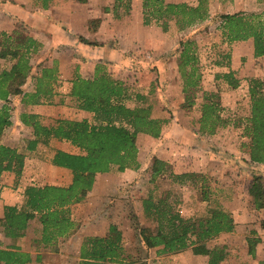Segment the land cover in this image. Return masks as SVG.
I'll use <instances>...</instances> for the list:
<instances>
[{"label":"trees","instance_id":"16d2710c","mask_svg":"<svg viewBox=\"0 0 264 264\" xmlns=\"http://www.w3.org/2000/svg\"><path fill=\"white\" fill-rule=\"evenodd\" d=\"M34 2L45 9L51 0ZM120 4L121 0H114V13ZM122 5L124 13H127L129 5ZM263 15L264 11L221 13L217 28L221 31L222 41L231 43L251 39L253 57L264 56ZM208 17V0H195V4L186 1L141 0L142 25L153 23L162 31L168 30L170 19H173L178 30H183L202 23ZM99 22V17L89 19L88 29L95 30ZM77 37L82 43L101 45L100 42L87 40L79 33ZM0 46L4 47L5 56L12 61L9 68L0 70L1 136L3 130L12 123L9 97L20 95L23 105L51 104L58 85V71L55 66L39 67L32 75L33 89L23 91L22 85L32 68L30 54L38 51L42 43L27 34L18 37L17 31H14L13 34L0 33ZM176 53L175 67L180 78L183 106L192 107L198 93L201 94L198 133L212 135L228 124L239 127L241 135L248 141L246 155L249 161H244L264 164V81L251 74L237 76L236 71L230 68L229 53L214 62L218 67L213 74L214 84L220 83L225 89L233 90L243 81L246 83L248 112L231 121L221 115V91L203 85L196 42L190 38H180ZM128 73L129 70H126L120 77H114L102 63H97L93 72L86 76L80 75L76 67L73 69L71 78L67 80L68 98L60 100L59 104L68 106L73 101L76 108L91 116L92 121L87 117L68 118L56 114L42 118L34 112L19 113L20 122L30 131L25 136V145L20 148L0 142V178L4 171L12 172L18 178L25 158L31 156L39 146L49 147L52 139L68 142L79 152L51 146V154L45 163L47 169L70 173L69 181L65 184L58 181L40 184L37 182L39 179H33L23 187L21 204L3 205L0 227L3 236L10 242L0 245V264H28L32 261L30 253L23 250L16 241L28 233L33 219L38 222L36 232L39 234L32 239L35 247L51 246L59 237L71 234L74 221L70 217L69 207L81 202L86 193L93 190L96 175L113 169L119 172L127 168L137 169V134L142 133L149 139L160 136L167 120L152 115L151 103L142 90L134 88L136 86L131 83ZM152 81L150 79L143 85V91ZM148 167L149 181L161 175H166L178 186H193L196 181V171L175 172L164 159L156 156ZM247 191L253 207L263 208L264 183L259 176H253ZM199 199L208 200L202 193ZM193 201L194 198L189 199V203ZM179 203L180 199L171 197L169 191L157 196L148 192L140 198V211L153 224V228L137 227L134 243L139 246L138 250L129 252L121 230L110 223L104 234L85 235L82 238L74 250L78 256L74 264H148L146 256H141L147 250L156 248V253H166L179 252L188 247L194 254L207 255V264H219L225 257L224 246L214 245L209 248L206 242L221 232L233 230L231 213L215 205L209 207L206 214L183 216L181 211L187 206L183 204L181 209ZM255 242L251 238L247 239L250 255L254 252ZM40 258L41 253L38 252L34 261Z\"/></svg>","mask_w":264,"mask_h":264},{"label":"rangeland","instance_id":"374dc122","mask_svg":"<svg viewBox=\"0 0 264 264\" xmlns=\"http://www.w3.org/2000/svg\"><path fill=\"white\" fill-rule=\"evenodd\" d=\"M67 2L68 7L74 10L77 23H81L88 14H98L99 8L103 11L102 0H86L83 4ZM129 2L130 0H121L117 11L113 13L118 37L124 33L119 40L124 43L136 41L135 47L127 51L128 65L125 68L129 70L131 83L136 86L134 88L142 90L141 92L145 93L148 102L151 103L152 115L167 120L162 126V131L170 125L171 127L166 135L164 131H161L156 139L136 136L138 168L130 176H124L123 171L119 172L115 169L96 175L95 188L88 191L81 202L71 204L69 207L70 217L74 221V230L71 234L59 237L51 246L35 247L32 239L39 235L36 232L38 222L36 219L31 221L28 233H25L20 242L23 243L25 250L41 253L40 260L32 264H74L78 258L74 250L79 246L82 238L85 235L104 234L110 223L121 230L123 241L127 244L126 249L129 252H135L139 248L134 243L137 239V227L153 228V224L147 221L140 211V198L148 192L157 196L169 191L171 197L180 199L181 209L183 204L187 206L181 211L183 216H200L206 214L209 207L219 205L224 208V197L228 196V191L233 188L234 192L240 194L248 182L242 183L243 178L240 182L236 181L234 174L235 167L242 164L243 155L247 153V139L241 135L239 127H233L231 124L219 128L212 136L198 133L201 94L198 93L192 107L183 106V94L180 90L175 58L180 38L193 39L202 65L203 85L207 88H218V91H221L223 106L221 115L231 121L245 116L249 105L246 83L243 81L237 88L227 90L224 85L214 84L213 81V74L218 69L214 62L226 53L230 55L231 44L234 43L226 44L222 41L221 31L217 25L219 15L223 12L264 11V0H208L209 17L205 21L178 30L173 19H170L167 31H162L153 23L142 26L136 20L128 21L124 26L121 19H124L128 12L124 13L122 4H129ZM26 31V28L20 26L17 29V36H24ZM2 50L5 52L4 48ZM57 56L61 55L57 54ZM62 57L65 63L78 60L77 53L72 50L64 52ZM258 60H247L245 56H241L238 60L239 67L247 69L246 73L249 75L251 71L260 73L263 70L262 76H264V61ZM258 65L260 69H255ZM150 79L154 81L150 86L146 85L145 87L148 88L143 91V85ZM57 115L68 118L87 117L92 121L91 116L76 108L73 101H70L68 106L63 104L59 107ZM6 132L1 142L16 148L25 145V136L28 132L23 126L14 125ZM195 139H197L196 142ZM54 145L78 150L68 142L58 140L52 142L49 147L39 146L35 152L31 153L32 157L28 165L30 178L39 179L37 181L39 183L60 181L65 184L70 179V173L66 171L42 168V164L47 162L51 154L50 147ZM155 156L164 159L171 170H175L172 166L173 162L180 164L181 168L185 163H193L198 169L195 184L188 187L178 186L173 184L166 175L149 181L148 166ZM169 160H172V163ZM59 175L62 177L61 180L54 178ZM2 180L14 194V200L22 197L18 196V193H22L21 175L18 178H2ZM201 193L206 195L207 201H200ZM191 198H194V201L189 203ZM16 202L19 204L20 199ZM234 203L238 204L237 201ZM7 242L9 241L3 237L0 227V245ZM211 244H209L210 247L216 245ZM155 250L153 248L142 253L141 256H146L148 264H176L170 255L156 253ZM202 261V259L198 260L199 264H202ZM184 264H189L187 259L184 260Z\"/></svg>","mask_w":264,"mask_h":264},{"label":"crops","instance_id":"0c3cea01","mask_svg":"<svg viewBox=\"0 0 264 264\" xmlns=\"http://www.w3.org/2000/svg\"><path fill=\"white\" fill-rule=\"evenodd\" d=\"M67 1L72 2L74 0H51L49 6L45 9H42L35 4L34 0H0V33L4 32L7 34H13V32L17 31L20 26H23L27 30V35L36 38L42 43V46L38 51L30 54V64L32 65V68L26 81L22 85L23 91H31L33 89L34 78L32 77V75L38 70L39 67L55 66L58 71V85L55 87L56 93L52 97L51 104L23 105L20 101V95H11L9 97V104L12 107V123L10 126L6 127L3 130L0 136V142L2 140L1 138H4L5 134H7L6 131L12 126L14 127V125H20L21 127L23 126L27 132L30 131L29 128L24 126L19 120V113L21 111L34 112L39 114L42 118H46V116L49 115H56L58 112V108L62 106V104H59V101L62 99L66 100L68 98L66 95L69 86L67 80L71 78L73 69L75 67L77 68V72L82 76L91 74L93 72L94 66L97 63L104 64L106 70L109 71L114 77H120V75L124 71H126L125 67L128 65V58L126 54L129 49L135 47L136 41H133L132 43H124L119 40V37L122 38L124 36V33L120 34L118 37L116 31V19H114L113 17L114 0H102L101 4L103 5V11H101V9L99 8L98 14L86 15L85 19L82 20L81 23H77L75 21L74 10L68 7ZM167 1H186L188 3L195 4V0ZM74 3L83 4L86 2L81 3L74 1ZM128 5L130 6V8L128 10V14L125 15L124 19H121L122 24L125 26L128 21L130 22L131 20H136L138 24L142 25L141 0H130ZM94 17H99L100 22L95 30H89L87 27V22L89 19ZM78 33L84 36L89 41L94 40L100 42L101 45H90L80 42L77 37ZM225 43L227 44V42ZM231 46L230 68L235 70L236 75L239 77L247 74V69L239 67L238 60L241 56H245L247 60L255 59L256 61L258 59H261L262 61H264V56L256 58L253 57L251 39H247L244 41H234ZM3 48L4 47L0 46V70L9 68L12 63V61L5 56V52H3L2 50ZM69 50L77 53V62H64L62 54ZM57 54L61 56H57ZM255 69H260V65H258ZM262 73L263 70L260 73H258V71H251L250 74L254 77L264 79L262 78L264 77L262 76ZM61 117L67 116L61 115ZM170 127L171 125L163 129L164 132H162L164 133V135L167 134ZM139 135L145 137L142 133H138L137 137H139ZM54 141L55 140L52 139L49 143L51 144ZM196 141L197 139H195V142ZM1 143L4 144L5 142ZM195 145L198 146V144ZM9 146L15 147L12 145ZM54 146L70 152H79V150L75 151L65 149L61 146ZM31 157L32 156L26 157L24 160V166L21 173V176L23 178L22 192L25 183L35 179V177L30 178V174L28 171V165L30 163ZM243 157L246 161H249L246 154L243 155ZM169 161L172 163V160ZM241 161L242 164L235 167L234 174L237 178L236 181L240 182L242 178L244 180V182L242 183L245 184V181H248L246 183V187L245 189L241 190L240 194L234 192L232 188L230 189V191H228V196L224 197V209L228 210L231 213L234 220V228L232 231L221 232L217 234L216 236L210 238L206 242V244L209 248V244L211 243H215L217 246H224L225 257L222 261H220L219 264H264V207L255 209L252 205L251 197L247 191V188L253 176H259L262 183H264V164L247 163L244 160ZM172 166L176 170H174L175 172H181L185 170L198 171V169H196V166L193 163L189 162L185 163L184 167L182 168L181 165L177 162H173ZM42 168H47L45 163L42 164ZM132 172H134V170L128 168L123 171L122 175L130 176ZM14 177V173L9 171H4L1 175L0 217H2L3 215L4 204L19 205L22 202V193H18L19 197L22 196L21 198H16L18 200H14V194L10 191V188L7 187L6 184H3L4 180H2V178L13 179ZM54 178H59V180H61L62 177H60L59 175ZM121 179L124 180L125 178ZM48 183L55 182L50 181ZM57 183L64 184L60 181H58ZM94 188L95 185L93 189ZM19 199L20 202L18 204L16 201H19ZM235 201H237L238 204H235ZM32 221H34V219ZM248 238L256 240L254 245V252L252 255L248 253ZM20 239H23V237H21ZM8 241L10 242L9 239ZM20 241L21 240L16 241V244H18L23 250H25V247H23V243H21ZM25 251H28L32 258V261L28 264H32L34 262L36 252L28 249ZM164 254L170 255L171 259L176 264H184L185 259L188 260L189 264H199L198 260L200 259L203 260L202 264H207L208 259L207 255L194 254L190 247L185 248L179 252H166Z\"/></svg>","mask_w":264,"mask_h":264}]
</instances>
